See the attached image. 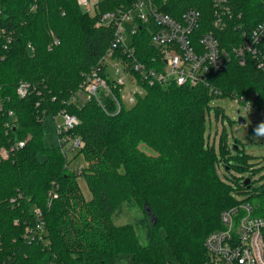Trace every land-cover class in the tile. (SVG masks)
I'll return each mask as SVG.
<instances>
[{"label":"trees","instance_id":"16d2710c","mask_svg":"<svg viewBox=\"0 0 264 264\" xmlns=\"http://www.w3.org/2000/svg\"><path fill=\"white\" fill-rule=\"evenodd\" d=\"M230 1L249 29L264 19V0ZM0 2V28L10 36V42L0 38V150L27 141L0 159V264H116L121 254L130 256L132 264H208L204 241L221 228V212L264 195V184L253 180L260 168L252 156L242 154L240 140L234 143L236 163L230 165L226 139H220L225 170L241 173L223 178L205 135L206 113L215 98L259 92L264 106V79L254 62L241 66L233 58L225 70L197 86H150L139 77L143 93L130 107L122 100V86L113 91L120 110L110 94L102 95L101 104L91 99L81 106L69 98L110 49L114 29L97 27L99 15L84 12L77 0ZM132 3L100 0L99 7L105 13ZM156 3L176 19L195 8L202 14L200 33L213 29V0ZM234 33L216 35L223 47H230ZM150 40L147 26L140 25L132 44L141 62L152 68L159 50ZM20 82L32 87L24 98L17 95ZM63 110L79 120L70 134L85 142L78 154L88 163L84 174L90 200L59 147L45 144V118ZM142 144L158 155L145 154ZM124 205H138L145 217L117 225ZM39 222L43 232L36 230Z\"/></svg>","mask_w":264,"mask_h":264},{"label":"built area","instance_id":"2783aa9c","mask_svg":"<svg viewBox=\"0 0 264 264\" xmlns=\"http://www.w3.org/2000/svg\"><path fill=\"white\" fill-rule=\"evenodd\" d=\"M99 3L100 0H77L84 12L92 16L99 15L97 27L114 29V38L110 49L86 76L81 90L70 96V103L83 106L91 99H96L101 104L102 95L110 94L120 110V104L113 94L116 87H124L131 81L138 82L139 77L150 86H197L206 83L208 75L225 70L233 58L241 66L249 61L254 62L264 79V19L249 29L242 14H237L230 0H213V29L202 33V14L195 8L187 9L181 18L176 19L162 12L156 0H133L128 8L121 7L105 13H101ZM132 14H135L134 18ZM3 15L0 2V20ZM131 20L134 22L132 39L140 25H146L151 34V45L159 50L152 59V68L141 62L132 42L128 43L124 37L123 24ZM230 30L236 31L230 38L231 46L223 47L216 33ZM4 36L10 42L6 29L0 28V38ZM58 43L54 39V45ZM113 61L115 77L111 78L108 68ZM31 88L30 83L20 82L17 95L24 98ZM232 98L242 104L245 111H256L264 117L259 92ZM8 115L12 120L15 117L13 111H9ZM57 116L63 119L61 124L56 123L58 147L68 161L67 151L78 152L84 148L85 142L70 134L79 125L75 115L63 110L54 115L55 118ZM26 143V140L18 141L9 149L2 148L0 158L8 159L12 152L23 148ZM260 207V204L241 201L221 212V228L211 232L204 241L208 264H264V214L260 213ZM35 214L41 219L39 210H35ZM36 230L43 232L41 222L36 225ZM30 234L31 240H35L37 232L32 229Z\"/></svg>","mask_w":264,"mask_h":264},{"label":"rangeland","instance_id":"374dc122","mask_svg":"<svg viewBox=\"0 0 264 264\" xmlns=\"http://www.w3.org/2000/svg\"><path fill=\"white\" fill-rule=\"evenodd\" d=\"M135 14H132L131 17L134 18ZM123 28L125 29L124 37L128 43L132 42L131 32L134 29V22L126 21L123 24ZM115 62L109 63L108 73L111 78L115 77L114 71L115 68L113 66ZM142 94L143 89L142 86L139 85V81H131L126 84L121 90L122 100L124 101L127 107H130L135 102V95ZM210 109L206 113V139L208 140V144L210 146H214L216 154L218 156V160L220 161L217 166L219 174L223 177L231 178L232 176H236L235 178L240 176L239 171H226L224 158L221 156L220 149V139L221 137H225L227 148L229 149L226 152L225 158L228 159L227 163L230 165H235V158L237 155V151L234 149L235 140H240V149L242 154L250 155L254 159L252 163H256L255 168H260L258 170L253 180L256 181V185L260 186L264 184V117L256 112V111H245L242 104L236 102V100L232 97H219L210 101L209 103ZM220 108L221 112L217 113V109ZM242 117L245 119L246 123L241 125L238 121V118ZM63 122L62 117H54L47 116L44 120V132H45V144L49 148H57L59 146L58 143V135L56 131V123L61 124ZM238 144V143H237ZM140 149L149 156H157L158 154L152 150L147 145H140ZM67 150V146H66ZM41 159L44 157L40 156ZM67 158L69 161L68 167H70L71 171H74L77 175V181L80 186V189L86 200H90L92 198V193L88 187L87 181L85 179V168L88 166V163L83 158L82 155H79L76 151H67ZM2 159V158H0ZM224 178V177H223ZM225 180V179H224ZM233 180V178H232ZM234 181V180H233ZM232 195L236 199L242 198L241 196H237L236 191H233ZM264 195L255 196L250 198L249 202L255 204L264 203L262 199ZM145 217L143 209L138 207V205H134L133 207H128L126 205L123 206L122 214L115 219L117 225H124L127 223L134 224ZM139 236L142 238V241L145 240L143 236V231L139 228L137 229ZM167 257L169 260L173 259V255L170 249L167 248ZM116 264H132V259L127 254H121L116 261ZM176 264V263H173Z\"/></svg>","mask_w":264,"mask_h":264},{"label":"water","instance_id":"95a60500","mask_svg":"<svg viewBox=\"0 0 264 264\" xmlns=\"http://www.w3.org/2000/svg\"><path fill=\"white\" fill-rule=\"evenodd\" d=\"M238 121H239V123H240L241 125H244V124L246 123L245 119L242 118V117H239V118H238ZM236 149H237V148H236ZM246 183H249V180H247Z\"/></svg>","mask_w":264,"mask_h":264}]
</instances>
